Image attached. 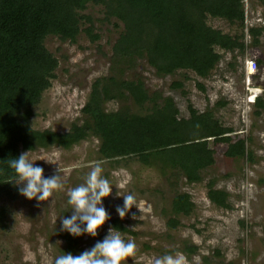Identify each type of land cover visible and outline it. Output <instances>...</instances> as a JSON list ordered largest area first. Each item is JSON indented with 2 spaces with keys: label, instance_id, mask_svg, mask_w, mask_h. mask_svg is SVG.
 Returning <instances> with one entry per match:
<instances>
[{
  "label": "rangeland",
  "instance_id": "obj_1",
  "mask_svg": "<svg viewBox=\"0 0 264 264\" xmlns=\"http://www.w3.org/2000/svg\"><path fill=\"white\" fill-rule=\"evenodd\" d=\"M244 12L243 54L220 50L221 59L205 77L189 69L159 75L142 57L131 62L115 59L112 47L123 25L114 17L106 18L101 5L87 3L81 11L91 18L92 33L98 35L97 39L92 40L84 31L89 25L84 22L73 42L56 35L45 37L44 45L58 64L39 103L22 118L30 127L67 132L72 124L91 120L82 108L96 81L108 84L109 77L139 80L148 94L158 92L171 98L179 117H189V106L198 112L210 111L223 126L232 128L230 135L234 139L244 138L251 159L246 153L225 157L227 144L210 138L215 162L201 172L200 181L189 182L177 170L161 171L135 157L101 159L99 139L92 132L69 148L53 143L33 150L21 149L20 154L29 151V160H35L33 166L44 169L45 178L56 175L60 168L64 187L54 191L47 201L21 194L17 199H0V264H53L60 255L78 256L102 241L109 228H114L112 221L116 218L128 231L114 230L125 241L134 240L137 246L136 255L122 264H150L154 258L177 253L186 258L187 264H264V110L254 113L256 97L264 99V6L258 0H244ZM206 22L231 35L241 32L237 24L223 18L207 17ZM261 26L259 42L252 44L248 29ZM246 58L261 60V64L256 63L255 71L249 73ZM150 106V102L138 106L127 94L105 99L101 104L104 111L126 108L134 113H142ZM40 158H50L55 163ZM97 163L103 168L102 176L112 184L111 194L102 199L110 218L97 230V236H78V245L67 250L58 234L64 231L62 218H70L74 212L67 202V192L84 183ZM209 181L214 188L228 192V208L208 199ZM177 192L190 195L194 206L189 214L172 212L171 200ZM127 194L135 196L138 207L133 205L121 219L116 208L123 206L122 195ZM172 217L178 220L175 227L168 225ZM192 246L195 249L190 251Z\"/></svg>",
  "mask_w": 264,
  "mask_h": 264
},
{
  "label": "trees",
  "instance_id": "obj_2",
  "mask_svg": "<svg viewBox=\"0 0 264 264\" xmlns=\"http://www.w3.org/2000/svg\"><path fill=\"white\" fill-rule=\"evenodd\" d=\"M264 6V0H258ZM87 3L101 5L106 18L114 17L123 25L112 51L118 60L131 62L145 58L159 75L177 69L193 70L205 77L215 68L223 52L243 54L244 0H0V199H17L19 185L8 161L18 158L20 150L59 144L69 148L90 132L99 139L101 159L135 157L140 163L181 172L189 182L201 180V172L215 162L209 141L226 143L224 156L235 158L251 152L243 137L234 139L232 128L223 126L210 111L198 112L189 106V117H179L178 108L169 97L158 92L148 94L139 80H116L108 84L96 81L82 111L90 121L72 124L67 132L38 130L23 121L30 108L39 103L50 86L58 59L45 47L47 35L73 42L81 24L92 40L91 18L81 13ZM207 17H219L240 28L239 35L225 33L207 24ZM263 27H250L252 44L259 42ZM259 65L261 60H255ZM180 86L181 82H175ZM202 87L201 85H199ZM130 96L138 106L150 102L144 112L128 109L104 111L105 99ZM260 114L264 99L254 101ZM211 138V139H210ZM249 137H247V140ZM228 192L207 183V197L215 205L228 208ZM194 203L190 195L177 192L171 200L173 213L189 214ZM113 227L128 231L119 219ZM178 220L168 219L175 227ZM66 249L78 245L79 237L67 231L58 233ZM188 248V247H186ZM195 246L190 248L193 251Z\"/></svg>",
  "mask_w": 264,
  "mask_h": 264
},
{
  "label": "clouds",
  "instance_id": "obj_3",
  "mask_svg": "<svg viewBox=\"0 0 264 264\" xmlns=\"http://www.w3.org/2000/svg\"><path fill=\"white\" fill-rule=\"evenodd\" d=\"M28 152L8 161L9 167L14 170L16 176L14 183L16 185L23 184L19 188V192L26 198L47 201L54 191L62 190L64 187L59 174L61 169H57L56 175L45 178L44 169L33 166L35 160H29ZM40 159H44L48 163H55L50 158ZM102 172L101 165L95 164L86 175L84 183L68 190L67 202L74 212L70 218H62V230L73 236H81L87 233L95 237L98 234L97 230L110 218L103 206L102 199L111 194L112 184L102 176ZM122 196L124 199L123 206L116 208L121 219L126 216L133 205L137 206L134 195ZM136 251L137 246L134 240L125 241L119 231L109 228L104 239L97 241L90 250H85L78 256L71 253L60 255L54 259L53 264H122L129 257H134ZM150 264H187V262L182 254L177 253L175 256L164 255L154 258Z\"/></svg>",
  "mask_w": 264,
  "mask_h": 264
},
{
  "label": "built area",
  "instance_id": "obj_4",
  "mask_svg": "<svg viewBox=\"0 0 264 264\" xmlns=\"http://www.w3.org/2000/svg\"><path fill=\"white\" fill-rule=\"evenodd\" d=\"M245 64H246V67L248 70L249 73H252L255 71V68H256V62L254 59L252 58H246L245 59Z\"/></svg>",
  "mask_w": 264,
  "mask_h": 264
}]
</instances>
